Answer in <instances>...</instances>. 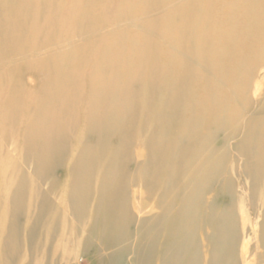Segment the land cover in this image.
I'll return each mask as SVG.
<instances>
[{"label":"bare ground","instance_id":"6f19581e","mask_svg":"<svg viewBox=\"0 0 264 264\" xmlns=\"http://www.w3.org/2000/svg\"><path fill=\"white\" fill-rule=\"evenodd\" d=\"M264 264V0H0V264Z\"/></svg>","mask_w":264,"mask_h":264},{"label":"rangeland","instance_id":"374dc122","mask_svg":"<svg viewBox=\"0 0 264 264\" xmlns=\"http://www.w3.org/2000/svg\"><path fill=\"white\" fill-rule=\"evenodd\" d=\"M81 264H83V261L81 262Z\"/></svg>","mask_w":264,"mask_h":264}]
</instances>
